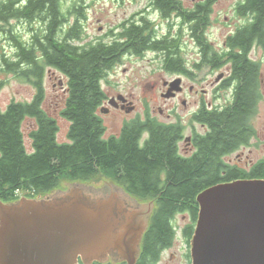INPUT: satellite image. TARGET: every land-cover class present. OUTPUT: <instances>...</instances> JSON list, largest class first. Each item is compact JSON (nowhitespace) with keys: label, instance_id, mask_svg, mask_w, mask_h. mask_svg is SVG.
Instances as JSON below:
<instances>
[{"label":"trees","instance_id":"16d2710c","mask_svg":"<svg viewBox=\"0 0 264 264\" xmlns=\"http://www.w3.org/2000/svg\"><path fill=\"white\" fill-rule=\"evenodd\" d=\"M152 4V10L164 20L182 10L180 0H151ZM85 8V0H0V34L14 50L13 56L3 57L1 69L36 89L32 100H13L5 110L0 108V200L14 202L19 191L35 198L54 190L62 179L84 181L104 172L122 182L132 196L156 199L137 264H159L179 231L189 244L202 190L236 179H264V160L247 168L226 160L255 134L253 118L262 97V71L260 61L250 59L249 52L254 46H264V0L240 4L248 23L228 39L236 50L229 56L230 81L235 85L232 102L194 114L195 122L207 130L195 136L191 155L180 152L181 123L139 118L126 121L118 134L106 136L99 114L106 99L102 83L126 56L154 51L160 53L167 72L186 75L185 54L179 51L185 48L183 42L164 35L144 15L123 23L113 39L84 42ZM201 24L203 28L205 18ZM49 69L67 77L61 111L70 123L67 142L58 140V122L44 108V80ZM2 84L0 81V90ZM26 118L33 120L27 133L31 151L23 130ZM179 213L190 215L181 228L176 222Z\"/></svg>","mask_w":264,"mask_h":264},{"label":"water","instance_id":"95a60500","mask_svg":"<svg viewBox=\"0 0 264 264\" xmlns=\"http://www.w3.org/2000/svg\"><path fill=\"white\" fill-rule=\"evenodd\" d=\"M181 82L178 77L170 86L179 89ZM197 202L191 264H264V179L217 183L202 190ZM152 204L107 175L73 181L43 199L0 200V264H90L111 260L115 251L137 264ZM131 212L139 223L133 244Z\"/></svg>","mask_w":264,"mask_h":264},{"label":"rangeland","instance_id":"374dc122","mask_svg":"<svg viewBox=\"0 0 264 264\" xmlns=\"http://www.w3.org/2000/svg\"><path fill=\"white\" fill-rule=\"evenodd\" d=\"M180 1L182 4H191L190 0ZM230 3V0H221V5H217V8H228ZM149 5H151V0H85L86 8L84 9V12L86 18L83 22L84 42H97L101 39H113L120 32V26L123 23L136 20L138 17H143L142 15H144V17L147 16L151 21L162 25L161 31L167 32V21L160 17L157 12L148 10ZM16 27H18V25ZM20 30H22V28H20ZM184 47L187 48L188 45L184 44ZM13 54L14 50L9 44L8 39L0 34V81L3 83L0 90V108L2 110H5L13 100H32L36 92L35 87L31 83L18 78L14 73L1 69L3 57L7 55L13 56ZM252 57L261 61V77L264 80V49H255ZM160 62L161 59L157 58V56L152 53L141 56H126L106 76L102 83L104 91L109 96L117 95L118 93L124 94L130 101H132V103H134L135 106V111L133 107L132 109L130 108L129 111L113 109L110 113H100L107 128L106 136L118 134L126 121H130L131 118L137 116L140 112L142 114L143 108H145V98L150 99V104L153 105L152 109L154 110L155 116L161 122L181 123L184 126V136L187 137L190 135L193 129L191 124L192 111L196 109L198 99L205 98L206 95L202 94V92H199L197 95L194 91H189L192 81L184 78L179 85V89L170 86L166 92V89L163 86V81H170L175 78V76H172L161 69L154 71ZM208 81H210V78H208ZM208 81L205 80V76L199 77L198 82L195 83V89L201 90L202 88H205L207 90H212L213 87L212 85H208ZM44 84L46 94L44 108L58 122V140L60 142H67L70 123L61 115L66 98L67 77L57 70L49 69L45 75ZM181 86H184L183 91L173 98L178 91L182 90V88H180ZM182 99H185L186 102L184 103ZM258 108L259 114L253 118V124L258 135L261 136L259 145L243 151L238 150L228 155L226 160L232 164L237 166H248L259 159H264V97L259 103ZM160 109L163 111H160ZM32 126L33 120L31 118H26L23 122V130L26 133V146L30 151L31 139L28 137L27 133ZM196 128L201 132L207 130L206 127L201 126V123L198 122H196ZM145 137H147V134L144 135V138ZM179 147L180 152L183 155H188L186 152L192 153V151L185 149L187 147V142L183 139L180 141ZM103 175H107L111 180L124 188L122 182H117L112 176L101 171L92 179L84 181L97 180ZM73 181L74 180L69 178L62 179L59 182L58 187L54 190H51L46 194L36 195L35 198L43 199L48 193H52L56 189H67ZM17 196V200L22 197L32 198L27 191H19ZM137 199L153 201V208L157 203L156 199L151 197ZM189 221V213H179L176 217V222L179 228L188 224ZM159 264H191L190 245L180 231L174 245L162 254Z\"/></svg>","mask_w":264,"mask_h":264},{"label":"flooded vegetation","instance_id":"af4514ba","mask_svg":"<svg viewBox=\"0 0 264 264\" xmlns=\"http://www.w3.org/2000/svg\"><path fill=\"white\" fill-rule=\"evenodd\" d=\"M190 1L191 4L181 5L182 7L181 12L177 13L176 15L172 14L167 20H165L167 21L166 24L167 32L166 31L165 32L162 31V32L164 33V35H168L170 36V38L180 40L183 42V44L188 45L187 48H182V47L179 48V51L185 54L187 74L183 75V74L171 73V72L168 73L172 76H175V78L181 75L182 81L183 78L189 79L190 81H192V84L189 87V91L191 92L194 91L195 93H197V95L199 94V92H202V94L206 95L205 98L198 99V105L196 109L192 111L191 114V124L193 126L192 132L190 133L189 136L183 137V140L187 142V147L185 149L188 151H192L193 153L195 150L194 147L195 136L198 135V133L206 132V131L201 132L197 130L196 122L193 119L194 114L202 108H211V109L224 108L232 102L231 94L233 93V89L235 85L234 82L230 81L232 74V63L229 60V56L231 51L235 52L236 50L232 49L231 46L228 44V39L229 37L234 35L243 25H246L248 22H247V18L241 15L240 4L244 0H230L231 3L228 8H223V7L217 8V5H221V0H190ZM152 9H154L153 4L149 5L148 10H152ZM202 13L204 14V16ZM203 18H205V25L202 28L201 23ZM168 24L169 26H167ZM159 26L161 27L162 25ZM255 49H264V46H254L250 50L249 58L252 60H257L256 58L252 57V54ZM148 53H152L156 55L157 58L161 59V62L159 63L158 67L155 68L154 71L161 69L167 73V71L162 67L163 64L160 53H155L154 51H148L145 54ZM201 76H205V80L207 81L208 78H210V81H208V85H212L213 87L212 90H207L205 88H202L201 90L195 89V83L198 82L199 77ZM175 78H173L172 80H174ZM172 80L163 81V86L166 89V92L168 91V88L170 87V82ZM263 81L264 80L261 77L260 83H261L262 97L259 103L264 97ZM181 88L182 90L178 91L173 98H175L179 93L183 91L184 86L183 87L181 86ZM182 100L184 103L186 102L185 99ZM144 102H145V108H143L142 114L141 112L138 113V115L131 118L130 121L139 118L141 119H145L148 117L157 118L155 116L154 110L152 109L153 105L150 104V99L145 98ZM133 107L135 111L134 103H132V101H130L126 95L118 93L117 95L109 96L106 93V99L104 100L103 104L100 106L99 114L110 113L113 109H117V110L122 109L125 111H129V109L130 108L132 109ZM160 111L163 110L160 109ZM258 114H259V108L257 110V113L254 115V118L258 116ZM201 126L205 127L203 124H201ZM260 138L261 136L258 135L257 131H255V134L252 137L250 143L248 145L242 146L240 150L243 151L248 148H253L258 146L260 142ZM186 153L188 155L192 154L188 152ZM248 166L250 167L251 165ZM248 166L238 165V167H243V168ZM129 218L131 219V221H130V225L129 224L128 225L131 229L130 231L133 233L129 235V242L133 244L135 238L137 237L136 231L139 229L137 228V225H139V223L136 222L134 212H131ZM150 219H149V223H150ZM145 233L146 231L143 233V236L145 235ZM143 236H142V241H143ZM141 246H142V242H140L139 247L141 248ZM108 255H111L110 258L111 260H108L109 258H107L104 261H100L102 264H115V263L127 264V262L123 259V257L120 255L118 251L109 253ZM78 264H84V261L80 260Z\"/></svg>","mask_w":264,"mask_h":264}]
</instances>
